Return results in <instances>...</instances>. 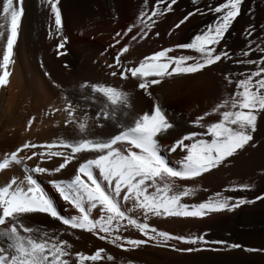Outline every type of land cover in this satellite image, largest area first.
Returning a JSON list of instances; mask_svg holds the SVG:
<instances>
[{
  "label": "snow or ice",
  "instance_id": "1",
  "mask_svg": "<svg viewBox=\"0 0 264 264\" xmlns=\"http://www.w3.org/2000/svg\"><path fill=\"white\" fill-rule=\"evenodd\" d=\"M164 2L165 0H156V4L148 10L145 0V10H141L137 17L140 28L137 35L141 39L148 35L151 25L155 23L151 17L160 14L161 10L157 5H163ZM242 2L243 0H223L214 8H210L209 11L218 14L214 21L193 35L190 42L174 46L176 49L192 50L197 55H168L173 49L165 47L144 56L134 66H126L121 62V55L128 47L125 44L112 56L113 62L108 65L110 69L118 71H110L108 75L113 77L119 75L121 80L132 78L136 81V89L142 90L145 96L151 98L150 88L160 85L165 78L198 73L222 60H231L232 57L226 48L217 46L239 15ZM48 3L54 18L55 36L61 37L62 16L58 0H48ZM175 3L176 0H169L167 6L163 7V12L167 13ZM192 3H197V0H192ZM23 13V0H0V37H6L0 55V86H5L9 82L10 65L14 63L13 48L18 40ZM192 15L193 12L189 11L175 27H179ZM133 27L136 25H129L127 31H131ZM251 34L249 30L248 35ZM48 35L51 38L53 33L49 32ZM132 39L136 37L133 36ZM65 43L66 38L63 37L56 43L57 56L66 54L61 51ZM248 43L251 45L253 41L249 40ZM254 50L264 53V48L259 44ZM249 51L241 54L247 57ZM236 62L254 64L257 67L250 73H241L244 78L235 81L236 91L232 93L231 98L222 100L211 109V113L218 115V120L203 124L204 117L210 115L208 111L195 118L192 124L205 128L204 133L195 131L186 133L167 148L169 153L176 152L178 148L186 152L178 161L179 167L169 166L166 156L161 154L162 146L159 139L173 128V124L166 117L157 99L153 98L150 112L144 111L142 114L134 115L130 123H123L122 117L128 116L126 109L131 107L130 93L120 87L85 81L79 85L81 90L90 88L92 94L98 93L102 97L95 118L89 124L90 118L87 113L78 118L75 114L77 106L62 95V111L66 114L64 124L66 126L75 124L80 138L73 140L60 138L58 141L54 139L51 143L39 145L24 141L10 153H4L0 159V170H6L12 165H21L33 157H38L41 161L52 160L54 157L62 158V162L51 170L39 164L31 168L25 166L22 178L12 176L0 184V238L7 242V248L0 249V264H73L71 259L73 254L70 251L72 245L58 238L56 233L48 234L28 226L25 217L31 214H46L70 229L91 233L122 250L135 249L149 242H157L171 247L174 251L185 253L200 251L203 245L209 243L228 248L241 247L239 244L224 240L208 241L204 235H173L167 231H158L147 223L149 216L203 218L209 213L224 210L231 212L240 205L254 202L244 198H233L217 191L203 202L190 205L183 203L182 198L190 196L192 189L185 187L181 191L174 190L177 180H191L209 173L253 140L257 113L264 110V56L259 60L246 59ZM43 75L49 77L48 71L45 70ZM224 80L228 84L233 83L227 75L224 76ZM85 99H91L93 103L97 101L95 95ZM56 111L60 110L50 107L44 115L48 116ZM34 119V117L27 119L25 131L28 126L33 125ZM108 123L119 130L103 138L91 136L92 125L105 127ZM198 136L201 138L195 139ZM204 136L210 139H205ZM184 141L192 142L186 144ZM37 148L40 151H36ZM28 150H32L30 156L18 155ZM83 152H92L96 155L79 163L75 174L69 180L50 181L59 197L78 213L67 218L58 212L53 200L45 194L33 174H44L49 171L59 173L76 154ZM96 170L99 179L95 175ZM104 183L107 187L103 186ZM246 189L248 185L239 184L228 190ZM121 198L124 202H133L126 211L122 207ZM254 199H264V194ZM233 200L235 202L230 203ZM97 208L99 217L92 218L90 214ZM134 210L143 214L145 222H138L129 215ZM122 222L137 229L145 239L120 235L125 227ZM170 241H178L192 247L177 248L174 244H169ZM104 251L102 248L97 249L89 255L76 252L74 264H87L89 261L97 264L102 259ZM107 259L113 260V257L108 255Z\"/></svg>",
  "mask_w": 264,
  "mask_h": 264
},
{
  "label": "bare ground",
  "instance_id": "2",
  "mask_svg": "<svg viewBox=\"0 0 264 264\" xmlns=\"http://www.w3.org/2000/svg\"><path fill=\"white\" fill-rule=\"evenodd\" d=\"M246 1L250 4V8L253 7V12L250 15L249 12L245 15L247 26L242 29V34H244L242 39L249 37V30L252 32L251 36L259 34L256 25H260L262 20L260 17L257 18L261 0ZM222 2L223 0H197V3L193 4L192 0H176V3L171 7V11L168 13L160 11L158 16L151 17L155 21L148 32L151 37L149 39L147 35L141 39L137 35L140 32L137 17H139L141 10H145V0H58V5H60L58 7L62 16L61 37L55 36V23L48 0H42V4L39 0H28L25 16L20 26L19 37L13 48L12 59L14 63L10 65L9 82L5 86H0V159L3 158L4 153H10L24 141L39 145L51 143L54 139L58 141L60 138L79 139L80 134L76 125L66 126L64 124L66 114L62 111L63 101L61 97L62 95L66 96L77 106L75 114L78 118L87 113L90 118L88 123L91 124L102 97L98 93L92 94L90 88L81 90L79 85L85 81L105 83L128 91L130 93V105L135 107L136 102L142 113L144 111L150 112L153 98H155L164 112L174 114L175 117L187 123V126L192 129L205 131V128L192 124L195 118L208 111L210 115L204 117L202 121L206 125L218 120V115L211 113L212 107H201L199 112L194 111L190 114L188 110V113H186L185 98L187 94L192 93L194 90L198 92L197 96L194 97L196 99H218L223 96L226 99L232 95L233 89L225 81L215 83V86L208 90H203L202 84L197 81L193 82L194 77L198 74L216 69L215 65L208 66L198 73L165 78L160 85L150 88L151 98L145 96L142 90L136 89V81L132 78L121 80L119 75L116 77L108 75L110 71L116 70L110 69L108 65L113 62L114 52H117L125 44L130 50V53L126 55L134 63L122 59V56L121 62L126 66H134L144 56L156 51L163 41L174 45L190 42L191 37L201 31L211 16L212 12L209 9ZM168 3L169 0H165L163 5H157V7L161 10ZM155 4L156 0H147V9L150 10ZM196 9H199V11H196ZM189 11H192L193 15L180 24L179 27H175ZM145 22H147L146 19ZM129 25H136V27H133L131 31H127ZM49 32L53 33L51 38L48 35ZM126 32L127 34H125ZM133 36L136 39H132ZM62 37L66 38V43L61 51L66 54L57 56L55 45ZM5 39L6 37H0V55H2ZM235 40L232 36H229L219 47H225L230 55L232 43ZM135 41L141 43V47L137 48L136 51L131 47V44ZM101 44L108 45L112 50L102 47ZM181 50L187 52L186 55H197L192 50ZM125 53L126 51L123 54L125 55ZM41 64L43 67H41ZM45 70L48 71L49 77L43 75ZM55 85H59V87ZM93 95L97 98L96 103H93L91 99H85ZM50 107L60 111L45 116L44 112L48 111ZM127 110L128 116L126 118L122 117L123 123H130L133 117L131 107ZM30 117L35 118L33 125L28 126L27 131H25L27 119ZM118 130L110 123L106 124L105 127L92 125L90 134L92 137L103 138L109 134H115ZM179 138H181L180 135L176 139ZM159 142H163L166 149L164 151L169 153L167 151V148L170 147L168 138L161 137ZM189 142L184 141L186 144ZM31 151L28 150L18 155L30 156ZM36 151H40V149L37 148ZM65 151L70 150L65 149ZM179 151L178 148L176 152L171 154L177 155ZM95 155L92 152L76 154L66 168L59 173L49 171L44 174H33L45 194L53 200L54 206L61 215L70 218L71 215L78 213L59 197L50 181L69 180L75 174V169L79 163L94 158ZM59 162H62L61 157L44 161L39 160L38 157H33L31 160L24 161L21 165H12L9 169L0 170V184L6 182L12 176L22 178L25 166L31 168L39 164V166L51 170ZM168 164L176 166L171 161ZM95 175L99 179L98 170L95 171ZM185 183V180H177L174 190H183L187 187ZM103 186L107 187V184L104 183ZM222 194L228 196L230 192L227 188H224ZM132 203L124 202L121 198V204L125 211L132 206ZM242 209L243 207L237 208L235 213ZM90 215L92 218H98V208L93 209ZM129 215L137 219L138 222H145L143 214L138 211L134 210ZM153 217L155 216H149L147 220L149 226L155 227L158 231L169 233L172 230L169 219L178 218L156 217L158 221L154 223L151 219ZM229 217L228 212L211 215L208 219L205 218L202 224L224 222L229 220ZM25 221L28 226L37 231H44L48 234L56 233L58 238L68 241L72 245L70 251L73 254L71 257L73 264L76 252L89 255L101 248L105 251L102 259L97 264H183L182 260L178 258H170L157 252L154 248L158 244L157 242H149L135 249L122 250L100 240L98 236H93L91 233L70 229L46 214H31L25 217ZM122 223L125 227L120 235L133 239H145L137 229L128 226L126 222ZM196 224L201 223L196 222ZM196 224L193 223L192 225ZM4 248H7V242L0 238V249ZM108 255H111L113 260H108ZM87 264H92V262L89 261Z\"/></svg>",
  "mask_w": 264,
  "mask_h": 264
},
{
  "label": "rangeland",
  "instance_id": "3",
  "mask_svg": "<svg viewBox=\"0 0 264 264\" xmlns=\"http://www.w3.org/2000/svg\"><path fill=\"white\" fill-rule=\"evenodd\" d=\"M39 1L42 4V0ZM23 4H25V6H23L24 13L22 20L25 16L28 0H23ZM169 11H171V9ZM161 12L165 13L163 12V8ZM248 12L250 15L253 12V7L250 8V4L246 0H243L239 15L233 21V24L230 26L228 32L225 33V37L220 43V45L223 44L229 36L236 39L232 43V50L230 52L232 59L217 62L215 64L216 69H210L194 77L193 82L197 81L199 84H202L203 90L212 88L215 86V83L225 81L224 76L227 75L229 79L233 81L230 85L233 92H235V81L244 78L241 73L247 74L256 70L257 65L237 63L236 61H243L246 59L259 60L261 56H264V53L254 50L257 44L264 48V0H261L257 14V18H262L260 25H256L259 34L249 36L247 39H242L244 36V34H242V29L247 26L245 15ZM217 15L218 14L212 12L201 31L205 29L206 25L212 23ZM149 37L151 36L148 35V38ZM249 40L253 41L251 45L248 43ZM101 46L112 50L106 44H101ZM174 46L173 43L163 41L156 51L169 47L174 50L168 53V55H186L187 52L176 49ZM131 47L136 51L137 48L141 47L140 41L133 42ZM250 48L253 50L249 51ZM244 51H249L247 57L241 54ZM114 53H116V51ZM128 53H130V50L127 48L125 55H121L122 59L134 63V61L126 55ZM197 94L198 92L196 90L187 94L185 98L186 113H188V110L190 114L194 111L199 112L201 107L213 108L217 103L225 99L224 96L218 99H196L194 97H196ZM231 96L228 98H231ZM131 110L133 116L142 114L136 102L135 107L133 105L131 106ZM126 111L128 112L127 109ZM165 114L173 124V128L169 129L165 136H163L164 139L168 138L170 145L176 140L178 135L182 137L186 133L193 131L198 133L205 132L203 130H195L188 127L187 123L181 121L170 112H165ZM120 115L122 116V114ZM199 138L201 137L198 136L195 139ZM203 138L210 139L208 136H204ZM191 142L192 141L189 143ZM160 144L162 146L161 154L166 156V161H171L173 165H176L175 167H179L178 161L186 155V152L179 149V153L173 155L164 151L166 149L164 148L163 142ZM253 144L255 145L254 147L251 146ZM169 166L171 165L169 164ZM185 182L186 186L192 189V194L183 197L182 202L190 205L203 202L217 191L223 193L224 188L231 189L233 186L239 184L248 185V189L243 191L228 190L230 192L228 196L254 201L251 204L240 205L239 207H243V209L238 213H235V210L239 207L231 212L224 210L218 213H209L203 218L169 219V223L172 226L170 234L185 236L204 235L205 239L208 241L224 240L228 243L239 244L241 247L228 248L224 245L209 243L203 245L200 251L185 253L174 251L169 246L156 244L154 247L155 250L170 258H178L182 260L183 264H264V251H261L264 250V199H254L256 196L264 194V110L257 113L256 130L253 133V140L249 145H246L244 149L238 150L233 157L227 158L225 163L210 170L209 173H204L200 177L191 180H185ZM232 202H235V200L230 201V203ZM223 212L229 213V220L220 223L202 224L205 218L208 219L211 215L213 216ZM151 219L154 223L158 221L156 217ZM196 222L201 224H196ZM193 223L196 225H192ZM168 243L174 244L177 248L192 247L191 245L183 244L178 241H170ZM246 249H256L257 251H247Z\"/></svg>",
  "mask_w": 264,
  "mask_h": 264
}]
</instances>
